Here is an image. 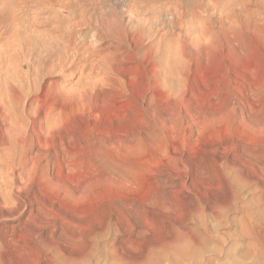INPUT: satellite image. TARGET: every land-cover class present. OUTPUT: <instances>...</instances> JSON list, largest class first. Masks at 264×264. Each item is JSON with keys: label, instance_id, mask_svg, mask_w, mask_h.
I'll return each mask as SVG.
<instances>
[{"label": "rangeland", "instance_id": "rangeland-1", "mask_svg": "<svg viewBox=\"0 0 264 264\" xmlns=\"http://www.w3.org/2000/svg\"><path fill=\"white\" fill-rule=\"evenodd\" d=\"M170 32L115 85L103 52L29 95L2 75L0 264H264V0H172Z\"/></svg>", "mask_w": 264, "mask_h": 264}, {"label": "bare ground", "instance_id": "bare-ground-1", "mask_svg": "<svg viewBox=\"0 0 264 264\" xmlns=\"http://www.w3.org/2000/svg\"><path fill=\"white\" fill-rule=\"evenodd\" d=\"M86 1L12 0L9 8H12L13 13V21L10 20L13 23V35L5 30L12 40L6 36L11 43L7 42L9 46L5 45L6 50H0V79L3 75L4 81L10 83V86L18 84L23 95H29V91L30 94L35 92L31 90L38 88L37 83L42 82V78L44 80V77H51L55 73L63 77L66 74L74 75L78 67L90 62L97 53L103 52V59L107 60L104 62L105 68L109 71L103 81L113 82L115 85L120 76L129 73L134 66L140 69L145 63H157V56L161 54L159 48L163 49L162 45L165 47L171 42L172 0H163L165 9L159 7V0H127V12H123L126 13L124 16L116 6L115 10L111 8L112 11L109 12V8L106 11L107 7L102 5L88 8ZM102 1L101 4L105 2ZM1 9L3 8L0 7ZM164 12L169 17L162 25L164 32L161 34V30L158 31L157 28L161 26ZM1 13L3 14L2 11ZM43 28L46 30H42ZM109 41L112 44L106 45ZM144 41H147L146 44ZM110 58L112 59L108 61ZM13 65L18 67V75L14 73L16 70L11 69L14 68ZM27 65H30V71L26 72ZM85 69L86 65L83 67ZM50 89L49 87L46 91L49 92ZM3 158L7 167L13 169L6 177L9 179L13 177L16 167L14 168L9 155H4ZM17 173L22 176V172ZM7 181L4 180L5 183ZM6 189H10V186H6ZM173 264L181 262L176 259Z\"/></svg>", "mask_w": 264, "mask_h": 264}]
</instances>
